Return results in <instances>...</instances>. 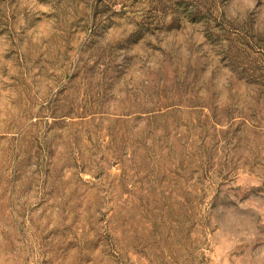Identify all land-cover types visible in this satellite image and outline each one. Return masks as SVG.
<instances>
[{
  "label": "rangeland",
  "instance_id": "rangeland-1",
  "mask_svg": "<svg viewBox=\"0 0 264 264\" xmlns=\"http://www.w3.org/2000/svg\"><path fill=\"white\" fill-rule=\"evenodd\" d=\"M0 264H264V0H0Z\"/></svg>",
  "mask_w": 264,
  "mask_h": 264
}]
</instances>
